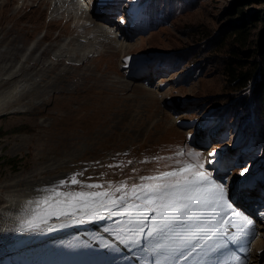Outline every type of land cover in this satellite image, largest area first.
<instances>
[{
	"label": "rangeland",
	"instance_id": "1",
	"mask_svg": "<svg viewBox=\"0 0 264 264\" xmlns=\"http://www.w3.org/2000/svg\"><path fill=\"white\" fill-rule=\"evenodd\" d=\"M43 2L30 0L19 15L12 17L9 9L0 10V20L5 25L15 23L29 30L27 40L45 36L48 44L62 29L66 30L62 37L68 36L67 23L51 18L53 11ZM83 8L87 12L93 10L91 14L95 16L106 15L113 22L118 21L119 46L109 47L108 53L99 58L100 66L90 61L80 67L95 75L90 84L84 85L75 77L63 82L64 87L78 95L75 108L71 109L73 117L64 120H78L79 109L86 121L114 119L121 127V137L117 135L115 143L119 139L120 142L114 149L105 147L99 153H87L86 158L76 162L83 164L77 179L80 188L56 191L49 199L65 202L70 200V194L82 191L109 193L103 197V207L97 201L93 209L101 211V216L109 205L108 199H115L120 210L111 219L112 233L104 229V223H96L94 229L84 231V240L72 236V243L77 245L63 250L72 251L67 257L56 247L48 249L50 258L43 256L39 242L31 244L33 229L14 224L0 231V264H96L106 260L107 264H264V234H260L264 228H247L242 216H252L264 225V109L254 96L253 82L245 87L232 86L225 71L230 55L226 34L234 30L238 18L252 24L251 48L264 37V0H87ZM253 15L259 19L253 20ZM85 19L90 17L81 21ZM105 70L108 76L102 74ZM51 95L47 93L39 103L51 100ZM116 105L119 111L108 118V108H117ZM19 108L22 111H12ZM25 108L27 105H16L7 113L0 112V199L14 190L10 183L38 170L39 161L26 145L33 135L34 119L31 108L27 112ZM110 133L102 131L101 136L110 142ZM80 150L83 148L74 149ZM189 164L203 165L192 171H203L210 180L182 183L138 199L129 194V189L134 193L137 186L163 183L165 180L152 178ZM185 175L192 178L190 173ZM176 179L179 177L166 178ZM163 202L187 207L171 212ZM80 206L83 202L71 204L63 211L76 213ZM84 208V214L90 215L87 210L91 209ZM139 210L144 215L139 216ZM185 212L191 218L181 220L179 216ZM144 218H148L147 222ZM1 220L0 230L5 225ZM130 222L146 224L147 228L129 239ZM157 222L163 229L179 226L176 232L181 233L176 237L183 239V246L179 248L175 243L176 237L171 236L175 232L159 231ZM119 226L124 232L114 234ZM32 227L37 230L38 225ZM96 231L104 234L96 235ZM137 239L140 251H129V241ZM87 241L92 243L85 247ZM25 244L30 247L22 249L20 246ZM80 245L86 253L81 252Z\"/></svg>",
	"mask_w": 264,
	"mask_h": 264
},
{
	"label": "bare ground",
	"instance_id": "2",
	"mask_svg": "<svg viewBox=\"0 0 264 264\" xmlns=\"http://www.w3.org/2000/svg\"><path fill=\"white\" fill-rule=\"evenodd\" d=\"M29 1L30 0H0V10L4 11L9 9L11 17L17 16L22 8L31 3H29ZM38 1H46L49 4L53 11L51 18H58L67 23L69 35L62 37V35L66 33V30L62 29L58 36H52L54 41L45 44V36L34 40H27L30 33L29 30L19 27V25L17 26L15 23L5 25L0 20V90H3L7 84H12L8 86V88L5 87V89L0 92V112L3 111V113H7V111L9 112V110H11L10 108L16 105H27V108H31V116L34 119L32 125L33 135L26 145L32 148L33 156L39 161L37 172H32L24 178L13 181L10 183V187H13L14 190L6 191L7 194L5 196L2 195L0 200H3L2 202H4V204L0 208V220L2 219L5 225L3 226L4 229L2 228L0 231H5L6 228L14 224L27 226V228L29 227L28 230L33 229L31 232L35 235L31 237V244L39 242V247L44 250L43 256L50 258L48 251L56 247L58 250H61L64 257H67L71 256L72 251H69L70 249L66 251L63 250H65L66 247L72 248L71 245L74 243L77 245V242L72 243L74 238L72 236L76 235V239L80 241L83 239L81 238L82 236H86L84 231L89 228L94 229L96 223H104V229H109L108 231L112 233L110 229L112 224L111 219L118 216L116 214L120 205H106L107 208L102 210L105 211V214H100L101 216L98 214L101 211L89 207L91 210L87 211H90L91 214L85 215L84 212L86 209L83 206L77 207L78 213L66 212L63 210L65 208H70L72 203L54 201L53 198V200H51L49 197L56 191H72L73 189L80 188L79 185L81 184L71 183L73 178L76 180L80 178V173L82 171L81 165L83 166V164H81V162L76 164V162L86 158L87 153H93L95 151L99 153L100 151H104L102 148L105 147L114 149L120 142L119 139L115 143L117 135L121 137L118 133L121 127L114 119L86 121L80 109L77 110V112L81 114L78 115V120H64L73 117L72 110L75 108L74 103L78 99V95L69 91L62 84L71 77L77 78V80L81 81L84 85L90 84L95 75L93 73H88L86 70H81L80 67L87 66L90 64V61H94L97 66H100L99 58L108 53L107 51L110 50L109 47L119 46L116 36L121 34V31L119 30L120 25L118 21L117 23L113 22V19L106 15L95 16L91 14L93 10L87 12L85 8H83V3L87 0ZM87 15L90 19H85L82 22L81 18L87 17ZM115 28L116 32L114 34L112 30ZM78 58L81 59L80 62H76ZM62 62H65V64ZM60 63H62L63 66H60ZM102 74L108 76V71L105 70ZM22 77H25L24 80H21L23 82L20 81ZM137 85L142 86L143 83H137ZM47 93L52 94L51 100L44 99L45 101L39 103V100H43L42 98ZM116 107L117 108H108V118H113L119 111L120 107L118 105H116ZM27 108L24 110L26 111ZM15 110L22 111L20 108L12 109L13 112ZM95 117L99 119V114L96 113ZM102 131L111 132L109 136L112 139L108 140L110 142L105 141L103 136H101ZM75 147H82L83 151L81 152L80 150V152H76L74 151ZM64 171H67V173ZM62 172H64V174H62ZM38 175H40V178H38ZM23 181L28 182L23 183ZM143 186H145V184ZM140 189L141 187H138L137 190H134V193L129 189V194L132 193L133 198L137 199L139 196H146V193ZM82 192L88 193L86 191ZM166 197H168V195L163 197L165 202ZM41 201H45L44 207L40 206ZM165 202H163L164 205ZM77 208L73 209L72 207L73 210ZM188 214L189 212H185V215H180L179 217L181 220H188L191 218L187 217ZM138 215H144L143 211L139 210ZM242 216H244L243 220L246 222L247 228H264V225L259 223V220L254 219L252 216ZM8 219H10V221H8ZM147 219L144 218L143 220L147 222ZM144 221L143 223H145ZM154 221L152 223H154ZM130 223L128 229L129 239L138 236V231L142 230L143 232L147 228L146 224L140 226L136 225L134 222ZM162 224L165 225L164 223ZM31 225H38L37 230H34ZM174 225L169 229H163L157 222V229L159 231L175 232L171 236L176 237L181 232L177 233L176 230L179 226L174 228ZM172 229L175 231H172ZM118 232H124L121 226L116 228L114 234ZM67 233H70V235ZM94 233H96V235L104 234L97 231ZM143 237L144 239L147 238L145 235ZM182 240L183 239L180 237L174 239L175 243L179 244V248L184 244ZM164 241L166 242L167 238H164ZM91 243V241H87L84 246L87 247L91 245ZM20 247L23 249L30 246L29 244H25L23 247ZM115 247L118 249L117 246ZM139 247L138 239L137 241H129V251L133 250L132 252L138 253L140 251ZM77 249L80 250L79 248ZM162 250L168 252L166 248H162ZM81 252L86 253V250L82 246ZM129 261L131 262L130 259ZM108 262V260L105 262L100 261L96 264H107Z\"/></svg>",
	"mask_w": 264,
	"mask_h": 264
},
{
	"label": "trees",
	"instance_id": "3",
	"mask_svg": "<svg viewBox=\"0 0 264 264\" xmlns=\"http://www.w3.org/2000/svg\"><path fill=\"white\" fill-rule=\"evenodd\" d=\"M252 18L258 20L259 16L253 15ZM235 23L234 30L226 34L230 55L227 56L225 71L232 86L245 87L253 82L254 96L258 97L264 109V37H260L256 46L251 48L249 45L252 25L249 23L251 22L245 18H238ZM239 53L244 56H239Z\"/></svg>",
	"mask_w": 264,
	"mask_h": 264
},
{
	"label": "snow or ice",
	"instance_id": "4",
	"mask_svg": "<svg viewBox=\"0 0 264 264\" xmlns=\"http://www.w3.org/2000/svg\"><path fill=\"white\" fill-rule=\"evenodd\" d=\"M188 155L191 156H196L198 155L197 153H188ZM194 167H199L202 168L203 165H187L184 168L179 169L178 171H172V172H166L163 173L161 177H154L152 179L156 180H165V182L163 183H157L154 185H145L143 187H141V191L145 192V193H149V192H159L161 190L164 189H168L171 187H176L180 184H200L203 182H207L210 180V177L203 171H192V169ZM185 173H190L192 178L189 179L187 175H185ZM169 177H179V179H176L174 181L172 180H166V178ZM72 184H78L79 181L76 180L75 178H73L71 180ZM140 187V186H137ZM220 198H223V189H220ZM110 194L109 193H100V192H96V193H84V192H80V193H76L74 195L70 194V200L69 201H65L66 203H72L75 204L77 202H83V207L89 208V207H94L97 204V201H99V204L101 206H103V204L105 203L103 197H108ZM89 201H91V203H89ZM119 201L115 200V199H108L107 203L108 204H112V205H116ZM165 208H167L168 210H170L171 212H179L181 210H183L184 208L187 207V205H180L178 207H173L171 205H165ZM236 215H239L238 213ZM224 223H227V221H224ZM222 230V229H221Z\"/></svg>",
	"mask_w": 264,
	"mask_h": 264
}]
</instances>
